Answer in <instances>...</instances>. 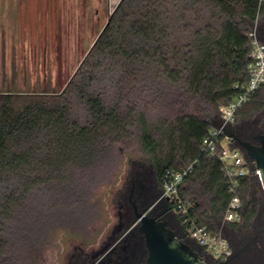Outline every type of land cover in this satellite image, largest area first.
Returning a JSON list of instances; mask_svg holds the SVG:
<instances>
[{
	"label": "rangeland",
	"instance_id": "374dc122",
	"mask_svg": "<svg viewBox=\"0 0 264 264\" xmlns=\"http://www.w3.org/2000/svg\"><path fill=\"white\" fill-rule=\"evenodd\" d=\"M5 1L34 2L46 9L47 16H36L33 24L4 25L14 37H30V41L12 45H25L36 71L4 74L0 93L30 95L14 101L17 110L29 101L43 102L51 110L43 95L64 92L58 114L43 126L41 142L35 145L40 154L61 153L64 158L55 164L56 169H46L45 181L30 190L2 227L0 264H70L101 248L117 224V202L133 171L153 166L142 143L145 133L158 144L161 158L173 155L176 166L182 167V151L172 150L171 137L179 120L192 116L213 125L218 118V108L192 91L180 62L188 54L196 57L208 32H217L219 25L206 4L195 7L186 22L177 21L169 41L175 57L167 70L107 62L94 72L83 69L76 73L120 0ZM263 23L264 11L256 25ZM71 78L72 84L65 90ZM237 122L264 127V88L240 109ZM40 154L37 161L46 158ZM254 182L249 200L254 196L258 209L244 222L248 228L263 199L257 180ZM183 191L186 198L198 202L201 224L214 227L212 231L206 227L211 237L223 240L221 230L229 228L225 213L222 227L217 228L214 219H205L211 197L203 193L201 182L192 181ZM211 245V254L218 253V245Z\"/></svg>",
	"mask_w": 264,
	"mask_h": 264
},
{
	"label": "trees",
	"instance_id": "16d2710c",
	"mask_svg": "<svg viewBox=\"0 0 264 264\" xmlns=\"http://www.w3.org/2000/svg\"><path fill=\"white\" fill-rule=\"evenodd\" d=\"M202 4L210 8V15L219 25V30L208 32L196 57L192 54L184 57L180 62L182 72L186 74L185 80L190 83L192 91L196 95L205 96L212 106L218 108L233 101L238 93L233 86L244 82L250 62L247 33L264 11L259 0H120L76 73L83 69L94 72L107 62L127 66L153 65L167 70L170 60L175 57L169 47L173 27L180 21L186 22L193 9ZM72 78L65 90L71 86ZM262 88L264 84L251 96L249 102L255 100ZM63 93L43 95L52 107L51 110L40 101H29L17 110L14 101L30 95L0 93V232L30 190L45 181L42 175H47L44 174L46 169H56L55 164L61 163L64 158L61 153L40 154L39 148L35 147L41 142L43 126L48 125L50 119L58 114L57 107ZM93 104L98 107L96 101ZM217 124L211 125L192 116L179 120L178 128L171 137L174 139L172 145H175L172 150L182 151L181 159L185 163L182 167L176 166L173 155L161 158L162 151H159L158 144L148 133L143 135L142 143L152 156V167L159 181L165 171L179 170L196 162L185 180L183 190L192 181L201 182L203 193L211 197L205 219H214L218 228L222 227L221 219L229 201L227 184L220 172V164L209 160L199 150L202 139ZM38 154L46 158L37 161ZM254 181L256 179L251 177L239 181L238 191L245 207V223L256 215L258 209L255 197L249 200ZM183 190L182 196L185 197ZM188 199L195 204L192 217L201 223L198 202ZM224 223L229 227L235 225ZM202 225L211 231L214 229L205 223Z\"/></svg>",
	"mask_w": 264,
	"mask_h": 264
},
{
	"label": "flooded vegetation",
	"instance_id": "af4514ba",
	"mask_svg": "<svg viewBox=\"0 0 264 264\" xmlns=\"http://www.w3.org/2000/svg\"><path fill=\"white\" fill-rule=\"evenodd\" d=\"M257 37L264 43V23L257 27ZM239 142L258 145L255 137L264 135V127L238 124L233 129ZM236 145L238 143L235 141ZM151 213L157 221L181 238L182 228L169 202L163 197L162 185L152 166L140 167L133 171L128 179L125 192L120 194L117 202V224L114 226L101 248L82 259L70 264H143V238L136 232H130L136 215ZM249 228L244 224H235L224 230V239L229 255L223 261L204 258L207 264H264V208L260 210ZM261 217V218H260ZM183 241L192 245L185 236Z\"/></svg>",
	"mask_w": 264,
	"mask_h": 264
},
{
	"label": "built area",
	"instance_id": "2783aa9c",
	"mask_svg": "<svg viewBox=\"0 0 264 264\" xmlns=\"http://www.w3.org/2000/svg\"><path fill=\"white\" fill-rule=\"evenodd\" d=\"M264 0H259L262 6ZM255 25L247 33L250 41L248 59L249 65L247 76L244 82L233 86L238 93L233 101L220 105L217 111V117L223 121L218 128L214 127L202 139L200 143V153L209 160L220 164V172L227 184L229 201L225 210V221L228 223H239L244 218V206L239 195L240 180L243 178H254L257 180L261 176L258 169H250L249 164L244 158L243 152L233 142L231 136L222 132L225 124L236 125L237 114L240 109L249 101L251 96L264 84V44L256 39ZM196 162H192L179 170L165 171L162 179V192L164 198L168 197V202L175 212L183 233L189 239H194L201 246L203 252H206L212 259L223 261L229 255V249L222 239H214L195 217L192 212L195 210V204L188 198L182 196V190L186 178L190 175ZM217 244L219 252L211 254L212 245ZM220 257V258H219Z\"/></svg>",
	"mask_w": 264,
	"mask_h": 264
},
{
	"label": "water",
	"instance_id": "95a60500",
	"mask_svg": "<svg viewBox=\"0 0 264 264\" xmlns=\"http://www.w3.org/2000/svg\"><path fill=\"white\" fill-rule=\"evenodd\" d=\"M255 35L256 39L259 40L257 37V28ZM215 123H218L215 127L219 129L223 121L217 118L212 121L213 125ZM245 125L254 126L252 124ZM234 128L235 125L225 124L221 131L227 136H231L238 143V147L243 152L250 169L256 168L261 173V176L257 178L263 194L259 208L260 211L264 208V135L261 134L254 138L258 145L239 142L234 136ZM235 141L233 144L236 145ZM165 199L168 200V197L166 196ZM224 230H221L223 235ZM130 232H136L143 238V245L145 247L143 251L145 262L143 264H207L203 256L212 259L206 252H203L201 246L194 239H190L192 245H189L187 241L182 240L186 233L184 234L182 232L181 238L177 237L164 223L152 217L151 213L145 214L142 212L137 214Z\"/></svg>",
	"mask_w": 264,
	"mask_h": 264
},
{
	"label": "crops",
	"instance_id": "0c3cea01",
	"mask_svg": "<svg viewBox=\"0 0 264 264\" xmlns=\"http://www.w3.org/2000/svg\"><path fill=\"white\" fill-rule=\"evenodd\" d=\"M36 10L43 11L46 9L43 6H37L34 2L17 1L9 3L8 1L0 0V80H4V78L1 79V77H4V74L36 71L34 68L35 63L33 60L30 62L31 56L29 53H26L25 45L23 48L12 45V42H19L21 40L23 42L26 40L30 41V37H14L5 31L7 28H4V25L8 24H33L36 16L46 18L47 15L44 11V13L39 14ZM32 40H34V36Z\"/></svg>",
	"mask_w": 264,
	"mask_h": 264
}]
</instances>
